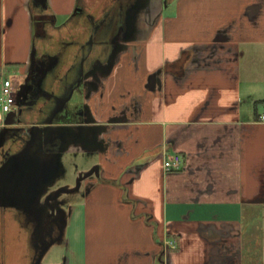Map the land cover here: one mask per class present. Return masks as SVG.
Returning <instances> with one entry per match:
<instances>
[{
    "label": "crops",
    "instance_id": "0c3cea01",
    "mask_svg": "<svg viewBox=\"0 0 264 264\" xmlns=\"http://www.w3.org/2000/svg\"><path fill=\"white\" fill-rule=\"evenodd\" d=\"M31 1L18 76L40 11ZM105 2L47 0L46 10L60 24L77 3ZM166 2L164 14L163 0H145L113 41L108 70L86 79L77 118L51 124L76 131L65 150L79 145L101 162L70 203L65 236L45 247L39 264H264V0ZM4 13L0 0L9 33L0 60L19 63L6 55L14 34ZM174 154L181 166L165 170ZM1 194L0 215L8 214L10 196ZM61 243L60 257L51 256Z\"/></svg>",
    "mask_w": 264,
    "mask_h": 264
},
{
    "label": "flooded vegetation",
    "instance_id": "af4514ba",
    "mask_svg": "<svg viewBox=\"0 0 264 264\" xmlns=\"http://www.w3.org/2000/svg\"><path fill=\"white\" fill-rule=\"evenodd\" d=\"M144 2L77 3L60 24L54 22L47 10L35 12L26 73L12 78L15 104L10 114L16 113L17 121L0 127V194L10 196L12 204L5 207L8 214L0 215V264H39L45 247L60 236L63 202L58 199L61 192L55 195L60 188L47 186L43 169L49 164L46 172H52L56 156L76 139V131L57 130L53 117L64 104L59 102L67 95V85H73L72 92L78 86L88 89V77L98 79L99 74L108 70L117 51L113 41L122 31L129 30L130 17L140 12ZM36 3L37 0L31 1V5ZM79 126H75L76 130L79 128L84 135L85 129Z\"/></svg>",
    "mask_w": 264,
    "mask_h": 264
},
{
    "label": "rangeland",
    "instance_id": "374dc122",
    "mask_svg": "<svg viewBox=\"0 0 264 264\" xmlns=\"http://www.w3.org/2000/svg\"><path fill=\"white\" fill-rule=\"evenodd\" d=\"M166 1L163 0L164 14H166ZM4 9V14L6 16L5 25H9L12 20V33L14 34L12 40L10 41V44H7L8 46L11 45L10 49L12 47L13 50H9V48L6 47V55L8 56L13 54L16 56V58L20 59L21 62L14 63V60L3 62V60H0V77L13 78L15 76H18L21 72L22 67H24L22 58L25 57L27 52L26 43L28 44V35L24 30V21L26 18L25 2L24 0H4ZM65 16V13L61 12L58 15V19L60 20ZM7 28L8 26H6V29ZM7 31L8 30H6V32ZM3 33L4 32L1 30L0 25V48L3 36L9 34L5 33V35H3ZM261 85L262 84L257 85L256 89L252 92V94L256 95L255 98H260L263 96L262 88L258 87ZM85 98L86 97L84 89H82L81 86L75 88L69 99L64 102L63 106L56 112V115L53 117V122L59 124L66 121H72L77 116L79 108L83 106V101ZM263 109L264 106L259 105L258 111L260 112ZM5 116L6 113L0 112V122L5 118ZM77 146H74V148L68 150H65V148L62 153H59V155L56 156L55 167L51 173L48 174V172H46L49 169V164L43 169L44 178H47V186L50 185L54 190L58 188H71L75 185L80 172L86 173L92 169L95 162H101V158L98 153L87 149L85 150L84 147L81 148L80 146ZM86 182H88L87 179H84L80 182L78 190L73 192H61L58 196L59 201L63 202L61 206V211L63 213L62 232H65V224L67 215L69 214L70 203L81 197L82 190H84V188L86 187ZM64 232L62 233L63 236H65L64 234H66ZM63 245L64 243L59 244V246L51 252V256H56L57 251V257H60V252H62Z\"/></svg>",
    "mask_w": 264,
    "mask_h": 264
},
{
    "label": "built area",
    "instance_id": "2783aa9c",
    "mask_svg": "<svg viewBox=\"0 0 264 264\" xmlns=\"http://www.w3.org/2000/svg\"><path fill=\"white\" fill-rule=\"evenodd\" d=\"M15 104V92L13 88L12 78H0V112L10 113L13 110V105ZM261 120H264V114L259 116ZM161 153V152H160ZM163 153H161L162 155ZM182 164V160L178 154H174L168 159L164 160L165 170L178 169ZM165 245L168 248H175L176 242L174 239H169L165 241Z\"/></svg>",
    "mask_w": 264,
    "mask_h": 264
},
{
    "label": "water",
    "instance_id": "95a60500",
    "mask_svg": "<svg viewBox=\"0 0 264 264\" xmlns=\"http://www.w3.org/2000/svg\"><path fill=\"white\" fill-rule=\"evenodd\" d=\"M37 6L40 7L39 9L46 10V8H47V0H37L36 7ZM72 90H73V85H71V86L70 85H67L66 88L64 89V93L67 94V95L65 97L63 96L61 98V100H60L59 103L62 104L65 101H67L69 99V97L71 96V94H72ZM21 94L22 93H20V96H22ZM20 96H19V99L21 98ZM18 113H20V110L18 111ZM16 116H17L16 113L9 114V117H8L9 119L6 120V123H11V122L14 123L15 121H17L16 120ZM49 120H50V118H48L44 122H48ZM18 121H20V120H18ZM33 127H38V126L37 125H34ZM38 136H39V134L38 135H34L33 137H34V139H36ZM91 173H95L96 175H98L97 169H93V168L91 170H89L85 174H82V172H80L79 173V176H78V178L76 180V183H75V185L73 187H71V188H60V189H58L55 192V195L57 193H60V192H73V191L78 190L79 189V186H80L81 180H83L84 178H86Z\"/></svg>",
    "mask_w": 264,
    "mask_h": 264
},
{
    "label": "trees",
    "instance_id": "16d2710c",
    "mask_svg": "<svg viewBox=\"0 0 264 264\" xmlns=\"http://www.w3.org/2000/svg\"><path fill=\"white\" fill-rule=\"evenodd\" d=\"M257 103V102H256ZM160 264H162V261H161V263Z\"/></svg>",
    "mask_w": 264,
    "mask_h": 264
}]
</instances>
